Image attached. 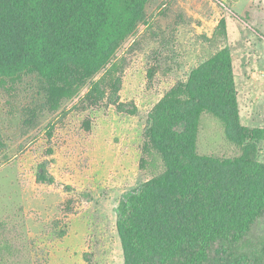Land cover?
<instances>
[{
  "label": "rangeland",
  "instance_id": "374dc122",
  "mask_svg": "<svg viewBox=\"0 0 264 264\" xmlns=\"http://www.w3.org/2000/svg\"><path fill=\"white\" fill-rule=\"evenodd\" d=\"M147 12L95 85L50 98L36 77L0 84V264H124L120 198L164 170L150 115L217 52L232 54L243 125L264 128V0H151ZM197 151L236 158L243 147L203 113ZM256 156L264 163V141ZM263 243L264 217L244 246Z\"/></svg>",
  "mask_w": 264,
  "mask_h": 264
},
{
  "label": "trees",
  "instance_id": "16d2710c",
  "mask_svg": "<svg viewBox=\"0 0 264 264\" xmlns=\"http://www.w3.org/2000/svg\"><path fill=\"white\" fill-rule=\"evenodd\" d=\"M150 2L0 0V84L36 77L50 98L95 85L97 74L116 71L123 44L148 21ZM113 88L112 102L124 110L119 78ZM203 113L224 123L227 138L243 147L240 157L198 153ZM150 123L164 170L120 198L124 264H264V243L244 246L264 217V163L256 158L264 128L241 121L230 50L195 68L154 107Z\"/></svg>",
  "mask_w": 264,
  "mask_h": 264
}]
</instances>
